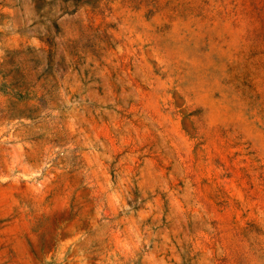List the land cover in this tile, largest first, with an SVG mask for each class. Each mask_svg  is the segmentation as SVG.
I'll use <instances>...</instances> for the list:
<instances>
[{
	"label": "rangeland",
	"instance_id": "1",
	"mask_svg": "<svg viewBox=\"0 0 264 264\" xmlns=\"http://www.w3.org/2000/svg\"><path fill=\"white\" fill-rule=\"evenodd\" d=\"M0 264H264V0H0Z\"/></svg>",
	"mask_w": 264,
	"mask_h": 264
}]
</instances>
